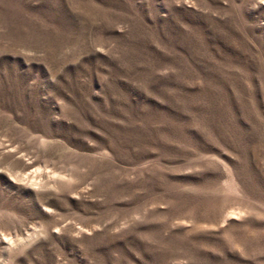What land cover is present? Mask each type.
<instances>
[{
	"label": "rangeland",
	"instance_id": "1",
	"mask_svg": "<svg viewBox=\"0 0 264 264\" xmlns=\"http://www.w3.org/2000/svg\"><path fill=\"white\" fill-rule=\"evenodd\" d=\"M0 264H264V0H0Z\"/></svg>",
	"mask_w": 264,
	"mask_h": 264
}]
</instances>
